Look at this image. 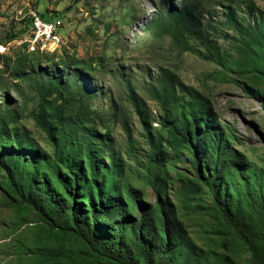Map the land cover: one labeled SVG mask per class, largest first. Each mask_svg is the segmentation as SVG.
Here are the masks:
<instances>
[{
	"label": "rangeland",
	"instance_id": "374dc122",
	"mask_svg": "<svg viewBox=\"0 0 264 264\" xmlns=\"http://www.w3.org/2000/svg\"><path fill=\"white\" fill-rule=\"evenodd\" d=\"M22 1L43 19L61 22L63 44L54 57L27 52L28 18L6 17L0 11V18H6L0 19V124L5 121L9 130L51 157L52 147L35 116L41 104L55 103L57 93L49 96L45 88L47 75L60 76L65 93L83 97L89 116H94L92 124L108 133L103 163L117 154L125 166L121 185L152 205L156 196L145 181L147 138L124 84L127 80L143 100L157 133L163 111L155 97L161 95L162 71L168 70L210 101L228 144L247 156L248 176L264 174V48L257 44L264 39V0H251V10L248 0H186L194 7V19L184 26L171 22L164 0ZM183 1L166 0L175 8ZM230 12L234 19L229 21ZM160 23L171 26L166 30ZM169 30L177 31L176 41ZM61 56L94 59L93 69L59 65ZM18 62L23 72L16 78ZM65 131L72 135L70 126ZM22 152L32 159L34 150ZM167 163L168 195L200 251L212 263L229 257L233 264H252L247 247L215 206L210 186L196 178L191 154L169 150ZM179 174L197 180L200 193L190 200L180 196ZM50 236L34 212L8 191L0 169V264H41L40 254L59 250L74 258L62 263L85 264L82 244Z\"/></svg>",
	"mask_w": 264,
	"mask_h": 264
},
{
	"label": "trees",
	"instance_id": "16d2710c",
	"mask_svg": "<svg viewBox=\"0 0 264 264\" xmlns=\"http://www.w3.org/2000/svg\"><path fill=\"white\" fill-rule=\"evenodd\" d=\"M163 4L171 22L179 26L194 19V7L186 0L179 8L167 6L166 0ZM248 7L254 8V2L248 0ZM226 18L234 19L231 12ZM160 24L166 30L171 26ZM166 32L177 40V31ZM257 44L264 48V39ZM40 54L54 57L57 53ZM60 58L59 65L93 69L94 59ZM21 65L18 62L13 69L16 78L22 75ZM45 81L48 95L57 96L54 104L40 105L35 120L48 137L51 157L2 121L0 169L8 191L48 227L50 237L82 244L87 252L85 264H233L229 257L212 263L200 251L168 195L167 151L179 155L186 149L192 156L196 178L210 186L215 206L247 247L250 263L264 264V174L248 176L247 156L228 144L205 96L163 70L161 95L155 97L163 115L158 132L153 133L143 100L125 81L127 100L147 138L145 181L156 199L152 205H145L138 191L121 185L125 166L120 157L112 154L108 164L103 163L108 133H101L92 124L94 116H89L84 98L65 93L68 88L60 76L50 74ZM67 126L72 135L65 131ZM22 149L34 150L32 159ZM179 176L180 196L190 200L200 193L197 180ZM135 210H139L136 215ZM64 258L73 256L63 250L39 256L41 264H65Z\"/></svg>",
	"mask_w": 264,
	"mask_h": 264
},
{
	"label": "built area",
	"instance_id": "2783aa9c",
	"mask_svg": "<svg viewBox=\"0 0 264 264\" xmlns=\"http://www.w3.org/2000/svg\"><path fill=\"white\" fill-rule=\"evenodd\" d=\"M21 18H28V32L32 33V42L25 46L29 53H55L58 52L63 44L60 29L62 28L59 20H45L35 10L29 7L22 14Z\"/></svg>",
	"mask_w": 264,
	"mask_h": 264
},
{
	"label": "crops",
	"instance_id": "0c3cea01",
	"mask_svg": "<svg viewBox=\"0 0 264 264\" xmlns=\"http://www.w3.org/2000/svg\"><path fill=\"white\" fill-rule=\"evenodd\" d=\"M28 8L29 6L26 1L23 2L22 0H0V11L4 12V14H6V17L11 16L12 14L20 15L23 10H25L24 12H26ZM0 19L5 20L6 18Z\"/></svg>",
	"mask_w": 264,
	"mask_h": 264
},
{
	"label": "bare ground",
	"instance_id": "6f19581e",
	"mask_svg": "<svg viewBox=\"0 0 264 264\" xmlns=\"http://www.w3.org/2000/svg\"><path fill=\"white\" fill-rule=\"evenodd\" d=\"M32 42V33H29L28 34V38L26 40V46L30 45Z\"/></svg>",
	"mask_w": 264,
	"mask_h": 264
}]
</instances>
